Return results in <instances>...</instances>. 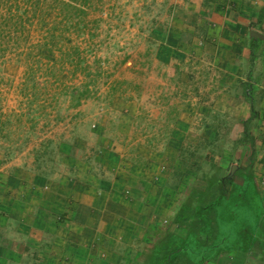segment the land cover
I'll return each mask as SVG.
<instances>
[{
  "label": "rangeland",
  "instance_id": "obj_1",
  "mask_svg": "<svg viewBox=\"0 0 264 264\" xmlns=\"http://www.w3.org/2000/svg\"><path fill=\"white\" fill-rule=\"evenodd\" d=\"M4 1L2 200L105 197L145 166V195L170 202L142 264H264V44L252 53L249 34L264 33V0Z\"/></svg>",
  "mask_w": 264,
  "mask_h": 264
},
{
  "label": "crops",
  "instance_id": "obj_2",
  "mask_svg": "<svg viewBox=\"0 0 264 264\" xmlns=\"http://www.w3.org/2000/svg\"><path fill=\"white\" fill-rule=\"evenodd\" d=\"M144 167H134L123 191L118 186L105 189V197L95 194L93 199H69L56 205L15 199L11 203L0 195V212L9 211L0 214V264H142L149 248L155 249L164 236L160 225L167 222L162 219L167 208L162 205L170 202L145 195L152 185L144 183ZM177 204L174 213L181 206ZM54 210H61L66 219H54Z\"/></svg>",
  "mask_w": 264,
  "mask_h": 264
},
{
  "label": "trees",
  "instance_id": "obj_3",
  "mask_svg": "<svg viewBox=\"0 0 264 264\" xmlns=\"http://www.w3.org/2000/svg\"><path fill=\"white\" fill-rule=\"evenodd\" d=\"M7 1H9V0H7ZM7 1H4V2H7ZM36 2V3H35ZM48 1L47 0H43V2H41V0H24V4L27 6V7H25L23 10L25 11V9H26V11L27 10H31V9H33L34 7H36V6H38L37 8H38V10H39V8H40V6H41V9H40V12H41V10H45V8H47V7H49V5H45L46 3H47ZM10 6V5H9ZM65 7H66V9L65 10H63V8H62V11H64V12H67V13H65L64 14V18H65V23H66V25L68 26V25H71L72 24V26H74V27H80V26H82V23H81V19H79L78 20V23H74V18L75 17H80V18H82L83 16V14L85 13V11H84V9L82 8V7H79V6H76V5H70V4H66L65 5ZM16 8H17V6H16ZM28 8V9H27ZM12 9V7H10V9H9V11ZM263 13H264V11H262ZM262 14V13H261ZM9 17L8 18H11V17H15L16 15L19 17V19H21V10L19 9V7H18V9L16 10V13H14L13 12V10H11L10 12H9ZM262 16V15H261ZM7 17H5L3 20H5V21H9V19H8ZM250 41H251V44H252V53H254V50H255V48H258V47H260L262 44H264V41H261V40H258V39H254V38H250ZM252 59H253V57H252ZM254 88L255 87H253V85L252 84H248V85H246V92H247V95L248 96H251V93L254 91ZM79 98L80 97H78L77 98V102H79ZM225 180H228V179H226L225 177L223 178V182L225 181ZM209 181H210V183H209V187H210V189H211V191L213 192V190L215 189V188H213L214 187V185H218V187H216V188H219V189H221L222 187H221V182H219V179H215V178H211V179H209ZM209 190V189H208ZM199 195L197 194V193H195V195H194V197L192 198V199H198L199 201L201 200H203V196L204 195H206V193H207V190H206V188L204 189V190H200L199 191ZM211 195H214V193H211L210 194V196ZM200 201V202H201ZM193 202L191 201V204L188 202V203H186V204H183V206L181 207V209H180V211L182 212V209H186L187 207H194L195 205L194 204H192ZM180 220H184V219H180ZM179 222V221H178ZM156 249V248H155ZM155 249H153V250H155ZM151 256V254L149 255V257ZM157 256V255H156ZM186 258V257H185ZM157 260H158V256H157ZM214 260H216L215 258L214 259H212V260H210V262H212V261H214ZM149 264V263H148ZM163 264V263H162ZM164 264H166V263H164Z\"/></svg>",
  "mask_w": 264,
  "mask_h": 264
},
{
  "label": "water",
  "instance_id": "obj_4",
  "mask_svg": "<svg viewBox=\"0 0 264 264\" xmlns=\"http://www.w3.org/2000/svg\"><path fill=\"white\" fill-rule=\"evenodd\" d=\"M250 37L251 38H254V39H258V40H261V41H264V33L260 32V31H257V30H254V29H251L250 32ZM236 168V165H233L231 167V172H230V176L234 173V169Z\"/></svg>",
  "mask_w": 264,
  "mask_h": 264
}]
</instances>
